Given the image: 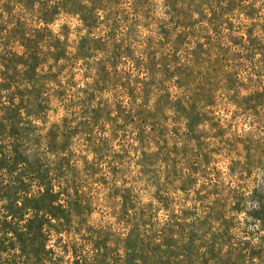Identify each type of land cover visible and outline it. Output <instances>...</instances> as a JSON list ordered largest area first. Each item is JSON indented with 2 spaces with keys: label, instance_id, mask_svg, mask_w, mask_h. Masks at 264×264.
<instances>
[{
  "label": "rangeland",
  "instance_id": "rangeland-1",
  "mask_svg": "<svg viewBox=\"0 0 264 264\" xmlns=\"http://www.w3.org/2000/svg\"><path fill=\"white\" fill-rule=\"evenodd\" d=\"M1 121L82 207L41 262L264 264V0H0Z\"/></svg>",
  "mask_w": 264,
  "mask_h": 264
},
{
  "label": "trees",
  "instance_id": "trees-1",
  "mask_svg": "<svg viewBox=\"0 0 264 264\" xmlns=\"http://www.w3.org/2000/svg\"><path fill=\"white\" fill-rule=\"evenodd\" d=\"M0 127V264H45L41 262L44 234L51 230L54 220L63 222L51 212H75L82 207L72 201L68 178L60 173L65 167L63 159L48 166H39L38 160L31 163L21 151L18 128L11 124L6 127L2 121ZM47 152L52 154L51 148ZM93 240H89L93 248L90 253L77 246L62 252L71 253L70 259L81 264H104L100 261L106 249L97 247ZM124 250L127 255L123 258L129 261L119 264H146L148 249L133 253L126 246ZM59 258L56 264L61 263Z\"/></svg>",
  "mask_w": 264,
  "mask_h": 264
}]
</instances>
